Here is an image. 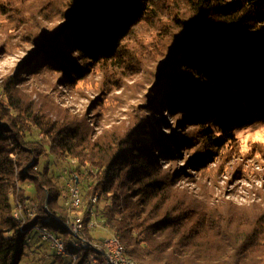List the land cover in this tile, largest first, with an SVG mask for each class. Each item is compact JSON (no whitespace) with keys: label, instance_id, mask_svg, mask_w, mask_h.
Segmentation results:
<instances>
[{"label":"trees","instance_id":"16d2710c","mask_svg":"<svg viewBox=\"0 0 264 264\" xmlns=\"http://www.w3.org/2000/svg\"><path fill=\"white\" fill-rule=\"evenodd\" d=\"M7 1L0 0V33L7 41L26 38L36 17L54 25L29 37L32 50L21 73L40 67L67 83L83 82L107 65L112 73H130L158 50L156 79L172 72L162 106L193 127L186 139L160 135L145 119L94 133L91 119L35 103L34 92L23 90V77L2 80L0 264H22L32 231L61 236L66 249H74L68 190L59 175L65 170L60 165L73 162L80 174L95 170L81 193L79 215L87 225L95 213L129 258L141 264H264V211L247 215L222 196L205 197L193 189L195 182L184 184L191 176L184 168L160 163L196 144L204 153L192 163L202 166L234 144L238 132L264 121V0H56L50 19L44 7L26 10L23 1L7 7ZM81 179L76 174L73 181L80 185ZM28 201L36 203L33 217Z\"/></svg>","mask_w":264,"mask_h":264},{"label":"rangeland","instance_id":"374dc122","mask_svg":"<svg viewBox=\"0 0 264 264\" xmlns=\"http://www.w3.org/2000/svg\"><path fill=\"white\" fill-rule=\"evenodd\" d=\"M21 1L25 2L26 10L34 6L39 9L44 7L43 15L49 19L53 17L52 12L49 14L48 8H51L56 0H8L7 7ZM32 21L34 26L24 32L26 38L23 35L19 38V32L16 31L15 35H18L14 36L13 41H7L6 35L0 33V82L11 76L23 77L27 83L23 90L34 92L32 95L35 103L40 106L54 105L69 110L72 115L91 119L95 128L94 133L111 128L115 122H126L134 127L139 119H145L154 122V132L168 135L170 139L173 134L182 139L189 135L193 126H190L189 122L180 121L182 114L172 109L166 112L169 110L162 106L166 102L165 89L169 86L167 76L172 72L171 68L165 70L162 77L156 79L158 59L160 60L158 50L155 52L158 54H154L155 56L145 61V64L132 68L130 73L124 75L112 73L111 65L103 66V70L95 71L83 82L67 83L63 78L60 80L59 75L48 71L42 72L40 67L32 71V74H24L20 72V64L32 50L29 37L36 33L35 29L40 26L45 29L54 27L51 20L47 22L36 17V21L33 19ZM176 100L177 97L172 98L170 105ZM236 136L234 144L228 145L222 151L214 152L210 159L206 158L207 162L202 166L195 167L192 163L197 160V155L204 153L196 144L193 148L181 151L180 157L162 159L160 163L164 169L184 168L191 174L184 184L191 186L195 182L193 189L203 196H222L241 207L243 213L253 215L255 212L264 211V121H254L250 127L238 132ZM61 166L63 164L60 165V169H65L59 173L62 187L65 186L66 191H70L73 179L79 174L82 178L79 188L81 193H84L87 183L92 181L90 175L95 174V170L86 167L84 170L81 169L80 174L74 162L72 165ZM31 190L32 188L28 189V192ZM33 203L36 204L34 201H28L26 207L30 208ZM253 204L258 207H251ZM66 207L70 217L79 216L80 211L82 212V209L70 210L69 200ZM95 222L98 226L93 230L87 228L85 234L87 238L104 242L113 237L99 220L96 219ZM28 241L30 243L26 247L22 264H70L69 258L57 257L59 256L57 250L52 249L51 245L43 240L40 232L32 231ZM85 247L82 245L81 248L84 250ZM83 250L71 249L69 252L83 253Z\"/></svg>","mask_w":264,"mask_h":264},{"label":"built area","instance_id":"2783aa9c","mask_svg":"<svg viewBox=\"0 0 264 264\" xmlns=\"http://www.w3.org/2000/svg\"><path fill=\"white\" fill-rule=\"evenodd\" d=\"M76 179V177H75ZM78 180V178H77ZM98 203V199H93V205ZM84 206V201L81 196L79 188V182L74 181L73 185L70 186L69 191V208L70 210L77 211L81 210ZM27 212L31 217L36 212V204H32L28 208ZM23 214V207L20 205L16 211L15 217L21 219ZM92 220L86 225L84 218L81 215L70 217L67 222V227L70 231L71 237L75 239L74 249L82 250V245L92 249L91 252L85 253H70L66 249L64 239L61 236L53 235L49 232L42 231V238L45 242L51 245L52 249L57 250L59 256H65L70 259L71 264H141L132 258H129L126 254V247L117 238L111 237L109 240L104 241L103 244L89 243L85 236L86 228L93 230L98 225L96 221L95 213L92 214ZM86 254L84 261L80 263V258Z\"/></svg>","mask_w":264,"mask_h":264}]
</instances>
